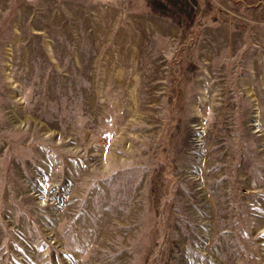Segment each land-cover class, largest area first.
Listing matches in <instances>:
<instances>
[{
  "label": "rangeland",
  "instance_id": "1",
  "mask_svg": "<svg viewBox=\"0 0 264 264\" xmlns=\"http://www.w3.org/2000/svg\"><path fill=\"white\" fill-rule=\"evenodd\" d=\"M0 221V264H264V0H0Z\"/></svg>",
  "mask_w": 264,
  "mask_h": 264
},
{
  "label": "bare ground",
  "instance_id": "2",
  "mask_svg": "<svg viewBox=\"0 0 264 264\" xmlns=\"http://www.w3.org/2000/svg\"><path fill=\"white\" fill-rule=\"evenodd\" d=\"M9 117L11 120H13L15 124H17L18 121L15 120L16 115L14 113L11 112L9 114ZM3 225L4 223L0 221V240H2V243H6V241L9 242V240L12 238V235L10 234V231H12V228H6Z\"/></svg>",
  "mask_w": 264,
  "mask_h": 264
}]
</instances>
